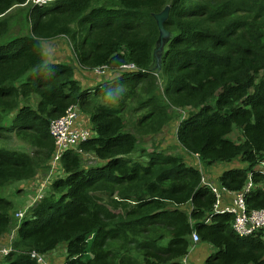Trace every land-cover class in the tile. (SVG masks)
Wrapping results in <instances>:
<instances>
[{
	"label": "trees",
	"instance_id": "1",
	"mask_svg": "<svg viewBox=\"0 0 264 264\" xmlns=\"http://www.w3.org/2000/svg\"><path fill=\"white\" fill-rule=\"evenodd\" d=\"M25 1L0 0V189L55 165L63 175L21 218L0 194V238L16 228L0 264H39L32 251L61 244L58 264H184L194 229L217 249L204 264H264V229L240 237L230 213L205 222L215 196L200 169L238 192L264 161V0ZM167 5L159 70L154 14ZM61 36L83 72L103 70L97 81L46 61L44 43ZM72 106L94 134L53 165L50 123ZM167 125L169 149L146 151ZM253 183L247 206L263 209L264 173Z\"/></svg>",
	"mask_w": 264,
	"mask_h": 264
},
{
	"label": "built area",
	"instance_id": "2",
	"mask_svg": "<svg viewBox=\"0 0 264 264\" xmlns=\"http://www.w3.org/2000/svg\"><path fill=\"white\" fill-rule=\"evenodd\" d=\"M57 0H26L21 6L45 7ZM126 68H133L132 64L125 65ZM102 73L103 70H97ZM50 133L55 142L54 163L61 161L68 151L79 150V145L88 141L94 132L91 127L81 125L79 123V113L75 106L67 109L66 113L61 117L51 120ZM52 168L51 170H53ZM202 174V185L210 189L215 196L214 211L205 222L209 223L215 214L230 213L234 216L232 226L235 233L240 237H250L258 231L264 229V208L249 210L247 206L246 196L254 187L253 175L256 171L264 173V161L260 163V167L249 173V179L245 187L238 192H234L221 184L213 181L206 173L204 167L200 166ZM51 172V171H50ZM42 198V197H40ZM40 198H37L40 199ZM36 200V201H37ZM35 201V202H36ZM20 217H23L20 212ZM195 222H192L194 227ZM193 244L190 251H193L200 240L199 233L194 229L192 234ZM12 247H0V259L8 255L12 251ZM31 257L39 264H52L44 255L32 251ZM187 256L183 257L182 263H187Z\"/></svg>",
	"mask_w": 264,
	"mask_h": 264
},
{
	"label": "rangeland",
	"instance_id": "3",
	"mask_svg": "<svg viewBox=\"0 0 264 264\" xmlns=\"http://www.w3.org/2000/svg\"><path fill=\"white\" fill-rule=\"evenodd\" d=\"M21 28H17L15 26V29L13 31L14 36H21L24 34ZM44 54L46 55L47 60L46 61H58V62H66V63H71L73 66H75V73H76V78L80 81L81 84L83 85H90L97 81L100 76L99 72L93 73V71H82V68L78 67V64L75 62L74 55L71 54V44L70 40L64 36H61L56 39H52L50 41H47L44 43ZM133 65V68H135V65ZM105 74H102L101 76L105 77ZM102 78V77H101ZM121 90H124V94L128 91V85L123 84L120 87ZM126 91V92H125ZM135 104V103H134ZM140 112V111H139ZM182 115H185L183 111ZM142 112L140 113V115ZM139 115V114H138ZM136 113H133V111L127 110L126 113L124 114L126 121L128 124H131L132 120L138 117ZM81 125H86L82 122L79 121ZM90 127V126H88ZM171 130V127L167 125L163 131L159 135L152 136V138H145L141 140V146L146 149L148 152H152L155 149V146H160L161 149H169L170 143L169 141H165L163 132ZM176 130H171L172 133H174ZM232 138L237 139L236 134L231 135ZM86 159H90V156L86 155ZM55 165V163L53 164ZM227 164H219V166H214L210 169L215 173L217 170V173L219 172L220 168H226ZM53 170L51 172H43L39 171L33 178L31 179H26L22 181H15L12 182L10 185L5 186L4 188L0 189V194L3 195L6 198L16 200V204L18 205L19 209L16 212V217H20V212H22V215L25 216L29 207L32 206L37 198L42 197L50 188L49 184L57 179L58 177H61L63 175V171L60 170L56 165L53 166ZM215 173V174H217ZM20 222H18L19 224ZM16 224V225H18ZM15 230L16 228L14 227L12 231L3 237L0 238V247H11V244L13 243V240L15 238ZM168 240H165L164 244H167ZM200 245V240L197 243L196 247ZM195 247V248H196ZM194 248V249H195ZM64 249L65 245L61 244L59 247L55 250L52 251L48 254H46V258L52 263V264H58L60 262L59 257H62V254H64ZM213 249L216 251L217 249L213 247ZM213 251V250H212ZM214 251V252H215ZM191 255H193V252H191ZM187 258L189 255H186ZM58 257V258H55ZM185 257V256H184ZM192 256L190 259H187L188 264H195L192 263Z\"/></svg>",
	"mask_w": 264,
	"mask_h": 264
},
{
	"label": "water",
	"instance_id": "4",
	"mask_svg": "<svg viewBox=\"0 0 264 264\" xmlns=\"http://www.w3.org/2000/svg\"><path fill=\"white\" fill-rule=\"evenodd\" d=\"M170 5H167L161 12L154 14L158 28H159V38L156 42V47L154 49L155 67L160 70L161 68V58L165 45L169 42L171 38V32L165 27V22L168 20L170 15Z\"/></svg>",
	"mask_w": 264,
	"mask_h": 264
},
{
	"label": "crops",
	"instance_id": "5",
	"mask_svg": "<svg viewBox=\"0 0 264 264\" xmlns=\"http://www.w3.org/2000/svg\"><path fill=\"white\" fill-rule=\"evenodd\" d=\"M53 62H56V61H53ZM223 169L224 168H221V170H223ZM214 251L215 250L213 249V246H211L210 244H208L206 242H201L200 241V245L197 246L193 251H191V252H193V255H191V252H190L188 254L189 255L188 258L190 259V257L192 256V258H191L192 259V263L204 264L206 258ZM63 257H61V258H63ZM56 258H58V257H56Z\"/></svg>",
	"mask_w": 264,
	"mask_h": 264
},
{
	"label": "clouds",
	"instance_id": "6",
	"mask_svg": "<svg viewBox=\"0 0 264 264\" xmlns=\"http://www.w3.org/2000/svg\"><path fill=\"white\" fill-rule=\"evenodd\" d=\"M58 1V0H57ZM56 2V1H55ZM34 205V204H33ZM191 251H189V253H190ZM183 259V258H182Z\"/></svg>",
	"mask_w": 264,
	"mask_h": 264
}]
</instances>
